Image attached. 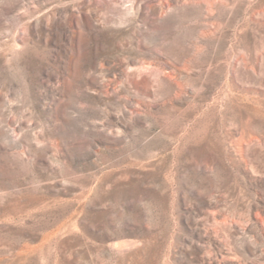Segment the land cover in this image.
<instances>
[{
    "label": "rangeland",
    "instance_id": "1",
    "mask_svg": "<svg viewBox=\"0 0 264 264\" xmlns=\"http://www.w3.org/2000/svg\"><path fill=\"white\" fill-rule=\"evenodd\" d=\"M0 264H264V0H0Z\"/></svg>",
    "mask_w": 264,
    "mask_h": 264
}]
</instances>
